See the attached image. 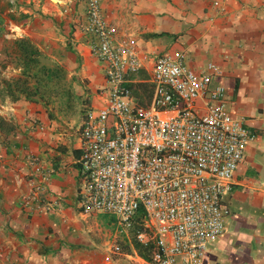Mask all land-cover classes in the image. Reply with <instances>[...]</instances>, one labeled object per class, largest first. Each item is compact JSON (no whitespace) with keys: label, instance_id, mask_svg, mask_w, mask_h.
Segmentation results:
<instances>
[{"label":"crops","instance_id":"1","mask_svg":"<svg viewBox=\"0 0 264 264\" xmlns=\"http://www.w3.org/2000/svg\"><path fill=\"white\" fill-rule=\"evenodd\" d=\"M12 1L0 25L56 60L77 63L76 89L94 99L104 67L83 30L86 1ZM100 10L119 40L143 52L178 49L194 68L213 61L221 69L214 82L226 86L233 112L248 118L257 137L225 195L232 213L225 231L203 261L264 264V0H100ZM3 101L20 131L7 130L8 145L0 146V264H96L94 251L115 234L101 219L95 231L103 212L84 213L77 204V123L58 128L36 102Z\"/></svg>","mask_w":264,"mask_h":264},{"label":"built area","instance_id":"2","mask_svg":"<svg viewBox=\"0 0 264 264\" xmlns=\"http://www.w3.org/2000/svg\"><path fill=\"white\" fill-rule=\"evenodd\" d=\"M85 1L83 30L104 81L77 122V204L114 214L149 251L114 239L94 251L96 264H204L232 214L225 195L257 132L214 82L221 69L213 61L194 68L182 50L143 52L117 38L100 0ZM144 74L146 99L136 92Z\"/></svg>","mask_w":264,"mask_h":264},{"label":"rangeland","instance_id":"3","mask_svg":"<svg viewBox=\"0 0 264 264\" xmlns=\"http://www.w3.org/2000/svg\"><path fill=\"white\" fill-rule=\"evenodd\" d=\"M8 5L13 8V1L0 0V13L4 12L5 16L11 17ZM9 33L10 31L5 26L0 25V146L2 147L7 146L10 140L6 138L7 130L20 131L19 119L14 118L13 120L12 117L3 114L1 104L4 103L3 100L6 97L13 101L20 99L40 104L47 117L53 120L58 128L64 127L65 129L77 123L84 105L87 103V97L82 94V90L76 89L75 86L77 63H66L50 57L48 53H43V50L28 36L37 53L24 56L20 54V37L23 36ZM19 76L20 80L28 81L29 92L17 91L12 88L15 78ZM146 77L144 74L141 83H148L144 80ZM142 85L139 83L136 86L137 92L141 93L146 90L141 89ZM142 97L147 98L143 93ZM98 218H96L97 221L94 219L93 229L95 231L100 229L101 219V222L105 223L106 232L114 233V239L122 243L124 248H128L125 243V234L132 239L131 229L128 226L120 225L114 214L110 212H103Z\"/></svg>","mask_w":264,"mask_h":264},{"label":"trees","instance_id":"4","mask_svg":"<svg viewBox=\"0 0 264 264\" xmlns=\"http://www.w3.org/2000/svg\"><path fill=\"white\" fill-rule=\"evenodd\" d=\"M35 46L32 44L31 40L27 36L20 37V54L22 55H27V54H32V53H37V51L34 49ZM41 53L40 51H38ZM139 84V83H138ZM143 84L141 86V89L145 91H141V94L143 93L145 96L149 97L151 93V87L150 83H141ZM147 87H144V86ZM12 88L17 91H26L29 92L30 85L28 84V81L26 80H20V76L15 78L14 80V86L12 85ZM137 92V91H136ZM138 93V92H137ZM132 245L133 247L142 255L147 256L148 255V248L144 247L141 243H139L136 239L135 236H132Z\"/></svg>","mask_w":264,"mask_h":264}]
</instances>
